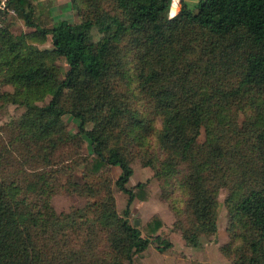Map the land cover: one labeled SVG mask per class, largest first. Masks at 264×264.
<instances>
[{
    "label": "trees",
    "instance_id": "1",
    "mask_svg": "<svg viewBox=\"0 0 264 264\" xmlns=\"http://www.w3.org/2000/svg\"><path fill=\"white\" fill-rule=\"evenodd\" d=\"M2 2L33 30L12 36L0 27V76L14 87L5 99L26 109L21 135L42 160L60 144L85 142L91 154L75 172L85 179L80 194L97 201L60 215L47 204L42 212L20 209L14 189L0 183V264H41L32 231L63 225H80L83 235L80 251L59 253V264H132L151 234L158 252L170 249L162 231L156 235L160 217H151L144 235L128 220L131 203L148 194L144 183L126 187L135 155L183 198L189 218L175 228L188 247L216 234L224 188L229 243L220 252L232 264H264V0H198L195 12L179 0L172 19V0H72L81 21L51 27L35 0ZM47 36L52 50H41ZM122 81L133 83L132 95L116 88ZM47 95V104H35ZM65 114L76 122L75 135L65 129ZM112 167L119 170L115 186L127 195L122 216Z\"/></svg>",
    "mask_w": 264,
    "mask_h": 264
},
{
    "label": "rangeland",
    "instance_id": "2",
    "mask_svg": "<svg viewBox=\"0 0 264 264\" xmlns=\"http://www.w3.org/2000/svg\"><path fill=\"white\" fill-rule=\"evenodd\" d=\"M189 9L197 10L198 0H185ZM38 11L43 12V18L49 19L47 27H51L57 20L68 23H78L82 19L81 9L72 4V0H35ZM108 7V4H106ZM179 10V6H178ZM178 12V11H177ZM170 14V10L168 16ZM0 27H5L12 36L29 34L33 30L25 26L24 22L17 17L14 11L0 8ZM99 34L92 30V37L97 41ZM38 47L41 50H52L50 36ZM58 68L59 79L65 74V61L63 58L55 60ZM129 75V71L126 72ZM116 88L125 96L132 95L134 85L132 82H117ZM14 87L5 84L0 76V183L6 188L14 189V199L19 203L20 209H42L46 204L56 215L68 214L71 211L80 210L97 201L95 197L80 194V186L85 179L80 173L75 172L76 167L81 168L82 160L89 158L91 151L85 142L60 144L57 154L49 160L35 157L37 146H34L21 135L20 127L25 120V108L13 104L5 99V95H12ZM135 93V90H134ZM50 100L47 95L44 100L35 104L44 106ZM138 108L141 104L135 101ZM143 109V108H142ZM239 115L238 120H242ZM65 129L70 135L77 132L76 122L68 115L62 117ZM159 123L156 122V128ZM204 138L203 133L199 140ZM29 143V148L27 145ZM140 156L135 155L130 161L132 175L126 187L132 189L138 183H144L147 187L145 200L135 199L129 207V222L137 227L144 235V227L152 216L162 219L164 226L158 230L162 241H169L172 247L163 253L156 250L158 241L151 234V242L148 248L133 261L132 264H232L219 250L220 247L229 243L226 232L228 215L225 207L227 190L222 188L218 193L217 209V232L212 236H200V248L188 247L182 240L180 231L175 228L176 222L187 223L188 214L185 213V202L179 196L176 187L172 189L164 186L162 181L157 180L150 167L144 166ZM84 161V160H83ZM119 170L112 167L108 177L111 180V192L115 200V208L118 215L122 216L126 208L127 195L120 192L115 186ZM95 180V179H94ZM93 180V182H94ZM163 186L165 189L163 190ZM162 188V189H161ZM165 190L171 191L169 199L164 198ZM144 195V194H143ZM179 196V197H178ZM176 209L178 210L176 212ZM83 230L80 225L67 228L63 225L61 229L48 228L45 232L41 230L32 231L33 241L40 246L42 255L41 264H59V253L72 249L80 251V239ZM103 233H98L99 239Z\"/></svg>",
    "mask_w": 264,
    "mask_h": 264
},
{
    "label": "clouds",
    "instance_id": "3",
    "mask_svg": "<svg viewBox=\"0 0 264 264\" xmlns=\"http://www.w3.org/2000/svg\"><path fill=\"white\" fill-rule=\"evenodd\" d=\"M178 6H179V0H172V11L169 14V19L175 17L178 11Z\"/></svg>",
    "mask_w": 264,
    "mask_h": 264
},
{
    "label": "water",
    "instance_id": "4",
    "mask_svg": "<svg viewBox=\"0 0 264 264\" xmlns=\"http://www.w3.org/2000/svg\"><path fill=\"white\" fill-rule=\"evenodd\" d=\"M134 225L137 226V225H138V221H135V222H134Z\"/></svg>",
    "mask_w": 264,
    "mask_h": 264
},
{
    "label": "built area",
    "instance_id": "5",
    "mask_svg": "<svg viewBox=\"0 0 264 264\" xmlns=\"http://www.w3.org/2000/svg\"><path fill=\"white\" fill-rule=\"evenodd\" d=\"M3 5H4V4H3V2H2V3H1V5H0V8H2V9H3Z\"/></svg>",
    "mask_w": 264,
    "mask_h": 264
},
{
    "label": "crops",
    "instance_id": "6",
    "mask_svg": "<svg viewBox=\"0 0 264 264\" xmlns=\"http://www.w3.org/2000/svg\"><path fill=\"white\" fill-rule=\"evenodd\" d=\"M203 264V263H202Z\"/></svg>",
    "mask_w": 264,
    "mask_h": 264
}]
</instances>
